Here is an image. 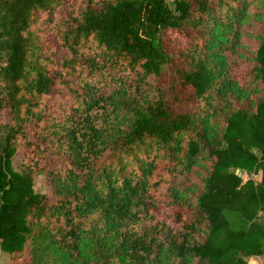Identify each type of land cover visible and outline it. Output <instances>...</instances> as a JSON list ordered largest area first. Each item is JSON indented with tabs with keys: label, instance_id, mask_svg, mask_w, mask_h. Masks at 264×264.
<instances>
[{
	"label": "trees",
	"instance_id": "obj_1",
	"mask_svg": "<svg viewBox=\"0 0 264 264\" xmlns=\"http://www.w3.org/2000/svg\"><path fill=\"white\" fill-rule=\"evenodd\" d=\"M0 250L264 255V0H0Z\"/></svg>",
	"mask_w": 264,
	"mask_h": 264
},
{
	"label": "rangeland",
	"instance_id": "obj_2",
	"mask_svg": "<svg viewBox=\"0 0 264 264\" xmlns=\"http://www.w3.org/2000/svg\"><path fill=\"white\" fill-rule=\"evenodd\" d=\"M169 6L173 8V0H167ZM10 165L14 170L18 171V167L15 164V160L13 157L10 159ZM231 170H234L237 174L241 175L243 178L246 176H250L254 180H258L260 177V170L258 169L256 172H242L237 169V168H231ZM31 185L32 189L35 192L39 193H48L50 191V183L48 182V176L44 174L41 171H36L33 175V178L31 180ZM230 216H232L230 214ZM245 259L250 263V264H264V255H251V256H246ZM8 260V254H6L4 251L0 250V264H3Z\"/></svg>",
	"mask_w": 264,
	"mask_h": 264
},
{
	"label": "crops",
	"instance_id": "obj_3",
	"mask_svg": "<svg viewBox=\"0 0 264 264\" xmlns=\"http://www.w3.org/2000/svg\"><path fill=\"white\" fill-rule=\"evenodd\" d=\"M251 256V255H250Z\"/></svg>",
	"mask_w": 264,
	"mask_h": 264
}]
</instances>
